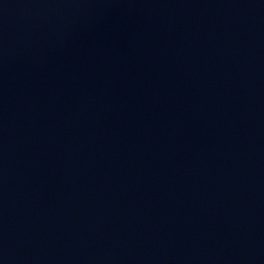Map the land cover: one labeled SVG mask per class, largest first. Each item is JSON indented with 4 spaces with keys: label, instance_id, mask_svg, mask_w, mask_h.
Segmentation results:
<instances>
[{
    "label": "water",
    "instance_id": "95a60500",
    "mask_svg": "<svg viewBox=\"0 0 264 264\" xmlns=\"http://www.w3.org/2000/svg\"><path fill=\"white\" fill-rule=\"evenodd\" d=\"M0 264H264V0H0Z\"/></svg>",
    "mask_w": 264,
    "mask_h": 264
}]
</instances>
